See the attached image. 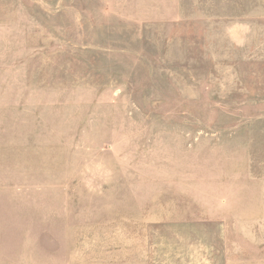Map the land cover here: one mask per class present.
I'll return each instance as SVG.
<instances>
[{"label":"rangeland","instance_id":"374dc122","mask_svg":"<svg viewBox=\"0 0 264 264\" xmlns=\"http://www.w3.org/2000/svg\"><path fill=\"white\" fill-rule=\"evenodd\" d=\"M0 264H264V0H0Z\"/></svg>","mask_w":264,"mask_h":264}]
</instances>
